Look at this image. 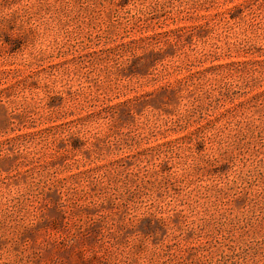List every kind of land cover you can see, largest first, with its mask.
I'll use <instances>...</instances> for the list:
<instances>
[{
    "label": "rangeland",
    "instance_id": "rangeland-1",
    "mask_svg": "<svg viewBox=\"0 0 264 264\" xmlns=\"http://www.w3.org/2000/svg\"><path fill=\"white\" fill-rule=\"evenodd\" d=\"M0 264H264V0H0Z\"/></svg>",
    "mask_w": 264,
    "mask_h": 264
}]
</instances>
